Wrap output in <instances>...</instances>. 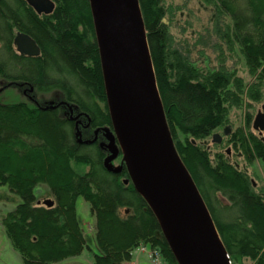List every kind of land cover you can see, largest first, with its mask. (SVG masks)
Returning a JSON list of instances; mask_svg holds the SVG:
<instances>
[{
    "label": "trees",
    "instance_id": "obj_1",
    "mask_svg": "<svg viewBox=\"0 0 264 264\" xmlns=\"http://www.w3.org/2000/svg\"><path fill=\"white\" fill-rule=\"evenodd\" d=\"M52 1L51 12L39 13L26 0H0V89L18 87L38 96L58 93L84 119L68 116L59 106H38L28 96L11 103L0 96V186L22 200L2 218L6 238L22 264H57L80 256L88 248L76 212L81 197L89 203L100 251L93 264H128L141 245L157 248L167 264H180L155 211L136 190L122 159L116 162L112 156V145L95 136H78L82 125L92 132L109 129L111 144L118 141L90 0ZM138 1L175 151L210 212L231 264L246 259L264 264V192H257L246 172L223 153L211 158L203 142L228 124L231 108L242 105L243 79L218 60L206 66L190 60L187 51L174 46L164 0ZM201 1L212 8L217 39L230 52L236 48L254 76L247 93L259 102L264 0ZM18 32L36 42L38 56L17 52L13 41ZM215 48L220 54V45ZM250 122L248 116L247 126ZM227 137L248 164L264 163L262 135L237 128ZM213 143L219 144L215 139ZM41 185L50 190L52 207L37 204L34 190Z\"/></svg>",
    "mask_w": 264,
    "mask_h": 264
},
{
    "label": "water",
    "instance_id": "obj_2",
    "mask_svg": "<svg viewBox=\"0 0 264 264\" xmlns=\"http://www.w3.org/2000/svg\"><path fill=\"white\" fill-rule=\"evenodd\" d=\"M26 1L39 13L54 8L52 0ZM90 5L112 125L130 179L158 216L180 264H231L210 212L173 146L139 1L90 0ZM13 42L20 54H40L36 42L25 33H16ZM112 94L119 107V125L112 113ZM252 127L264 140V104ZM223 132L227 135L228 129ZM213 139L221 137L214 134ZM41 203L54 205L52 199L37 202Z\"/></svg>",
    "mask_w": 264,
    "mask_h": 264
},
{
    "label": "rangeland",
    "instance_id": "obj_3",
    "mask_svg": "<svg viewBox=\"0 0 264 264\" xmlns=\"http://www.w3.org/2000/svg\"><path fill=\"white\" fill-rule=\"evenodd\" d=\"M165 8L168 15L165 22L169 26L172 35L174 46L181 50L187 51L190 60L198 61L199 66L216 65L217 60L225 63L226 66L234 68L237 76L243 79L245 90L243 94V102L239 108H231L228 115V124L219 128L215 134L221 137L219 144L213 143V135L206 138L203 142L209 149L210 157L216 152L226 155L228 161L235 165L241 171H245L253 182L256 191L260 189L264 192V163L260 160H255L252 164H248L241 153L236 152L232 145L227 143L229 139L224 135L225 128L228 129V134L237 128H242L244 132L248 129L252 133L258 135V132L252 129V122L262 104H264V82L261 87V100L253 102L248 98V88L254 82V76H251L244 65V60L239 51L233 48L229 51L226 45H222L216 36V28H214L213 13L210 5L203 3L201 0H164ZM228 21V19H226ZM220 45V54L215 45ZM0 96L5 102H17L28 99L38 106H59L64 109L68 116H79V111L74 105L64 104L60 101L58 93H52L46 96H38L36 93L24 92L18 87H8L0 89ZM251 118L250 125L247 126V117ZM84 119L82 116L78 117ZM78 136L82 139L98 137L101 143L112 145L113 157H117L118 162L122 159L123 152L117 141V144H111L113 132L107 129H99L97 131H86L81 125L79 127ZM119 150V153H118ZM116 153V154H115ZM34 194L39 202L46 199H51L50 190L44 186H38L34 190ZM22 202L21 198L9 191L6 186H0V264H22L21 257L15 251L6 238L3 226L1 225L2 218ZM42 204V203H41ZM77 219L84 233L88 248H86L80 256L68 258L57 264H93L94 254H99L100 251L95 243L94 218L90 212L89 203L78 197L76 201ZM146 256V255H145ZM147 258V257H146ZM148 260V258H147ZM142 264H150L144 261ZM243 264H251L249 259L244 260Z\"/></svg>",
    "mask_w": 264,
    "mask_h": 264
},
{
    "label": "built area",
    "instance_id": "obj_4",
    "mask_svg": "<svg viewBox=\"0 0 264 264\" xmlns=\"http://www.w3.org/2000/svg\"><path fill=\"white\" fill-rule=\"evenodd\" d=\"M135 251L141 254H145L150 264H167L162 254L157 248H152L148 245H141L138 248H136ZM129 264H132V263H129Z\"/></svg>",
    "mask_w": 264,
    "mask_h": 264
},
{
    "label": "bare ground",
    "instance_id": "obj_5",
    "mask_svg": "<svg viewBox=\"0 0 264 264\" xmlns=\"http://www.w3.org/2000/svg\"><path fill=\"white\" fill-rule=\"evenodd\" d=\"M109 89H110V91H111V93H112V86H111V81L109 80ZM111 106H112V109H113V111H112V113L114 114V120H115V123L117 124V125H119L120 124V117H119V115H118V113H117V111L119 110V107H118V103H117V100H116V98L114 97V94H112L111 95Z\"/></svg>",
    "mask_w": 264,
    "mask_h": 264
},
{
    "label": "crops",
    "instance_id": "obj_6",
    "mask_svg": "<svg viewBox=\"0 0 264 264\" xmlns=\"http://www.w3.org/2000/svg\"><path fill=\"white\" fill-rule=\"evenodd\" d=\"M144 261L148 263V260L144 254L134 251L131 256L130 263L132 264H142Z\"/></svg>",
    "mask_w": 264,
    "mask_h": 264
}]
</instances>
